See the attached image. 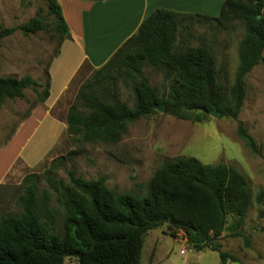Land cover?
<instances>
[{
    "label": "trees",
    "instance_id": "obj_1",
    "mask_svg": "<svg viewBox=\"0 0 264 264\" xmlns=\"http://www.w3.org/2000/svg\"><path fill=\"white\" fill-rule=\"evenodd\" d=\"M48 5L47 13L55 17L56 31L64 35L53 59L69 30L58 1L49 0ZM184 16L209 28L234 20L244 22L238 70L229 92L220 81L216 58L208 44L177 46ZM47 27L39 12L19 26L0 27V47L2 39L17 30L27 35L46 31ZM263 50L264 0H223L216 17L157 9L79 88L65 116L67 136L71 140L118 142L128 123L156 113L154 106L159 104L164 113L183 119L201 121L216 107L220 117L237 120L245 98L244 79L253 67L264 62ZM50 62L43 83L30 75L0 76V105L7 99L23 98L29 87L36 93L30 109L44 102L49 96ZM145 64L165 71L170 80L165 95L159 96L151 86L143 72ZM121 78L131 79V107L119 99ZM236 132L247 148L261 153L240 121ZM74 153L69 150L50 160L43 174L24 176L19 184L22 210L0 219V264H61L70 256L79 264H141L144 235L163 224L172 233L181 230L197 250L210 247L218 251L221 264L237 261L221 251L218 243L228 215L236 216L240 224L250 203L247 180L235 167L224 162L203 163L192 156H173L161 163L143 193L136 195L116 192L105 185L103 178L86 180L74 168H67L66 161ZM59 170L65 171L67 182L57 176ZM41 179L47 188L40 187ZM51 191L57 194L65 212L60 232L49 204Z\"/></svg>",
    "mask_w": 264,
    "mask_h": 264
},
{
    "label": "rangeland",
    "instance_id": "obj_2",
    "mask_svg": "<svg viewBox=\"0 0 264 264\" xmlns=\"http://www.w3.org/2000/svg\"><path fill=\"white\" fill-rule=\"evenodd\" d=\"M48 1L0 0V27L19 26L37 12L48 23L46 31L24 35L17 30L2 39L0 76L30 75L41 83L45 82L47 65L64 36L55 29V17L47 13ZM183 18V26L176 39L177 46L184 48L187 45L208 44L216 58L220 81L229 92L238 70V46L244 35V22L234 20L226 26L209 28L190 17ZM187 23H190L189 28L185 27ZM143 72L159 96L167 93L170 80L163 69L145 64ZM244 85L245 98L237 120L220 117L219 114H206L201 121H196L156 109V113L128 123L118 142L71 140L66 133L59 144L53 145V141L60 138L62 129L42 123L25 145L22 156L28 160L29 172L43 174L50 160L74 150L73 158L66 161L67 168H74L86 180L103 178L105 185L116 192L136 195L143 193L161 163L173 156H192L203 163L224 162L231 165L245 176L250 203L240 224H237L236 216L228 215L227 224L218 239L220 250L237 259L236 262L228 260L226 264H264V62L257 64L246 75ZM118 87L119 99L131 107L134 102L131 79L121 78ZM39 89L42 90V87ZM35 100L36 93L29 87L24 90L23 98L7 99L0 105V144L31 110ZM237 121L242 122L255 138L260 154L252 152L239 138ZM49 151L50 155L46 157ZM10 156L11 153L4 155L0 167L6 164ZM23 171L12 170L14 177L9 179L12 183L0 184V219L3 215L22 210L19 184L25 176ZM57 176L67 182L64 170H59ZM39 185L47 188L43 179ZM49 204L56 216L57 231L60 232L65 212L57 194L52 191ZM61 264L79 263L70 256L65 257ZM141 264H221V259L218 251L210 247L197 250L188 244L181 230L172 233L168 225L163 224L144 235Z\"/></svg>",
    "mask_w": 264,
    "mask_h": 264
},
{
    "label": "crops",
    "instance_id": "obj_3",
    "mask_svg": "<svg viewBox=\"0 0 264 264\" xmlns=\"http://www.w3.org/2000/svg\"><path fill=\"white\" fill-rule=\"evenodd\" d=\"M68 26L69 36L61 42L49 65V96L17 122L5 142L0 144V184L12 183L16 169L31 173L22 151L42 123L61 128L59 144L66 134L65 116L82 83L133 34L141 22L157 9L181 15H219L223 0H57ZM15 142L16 147L11 150ZM50 155V151L46 157Z\"/></svg>",
    "mask_w": 264,
    "mask_h": 264
},
{
    "label": "water",
    "instance_id": "obj_4",
    "mask_svg": "<svg viewBox=\"0 0 264 264\" xmlns=\"http://www.w3.org/2000/svg\"><path fill=\"white\" fill-rule=\"evenodd\" d=\"M155 109L163 112V105L159 104V105H155L154 106ZM208 114L212 115V116H217L218 115V111L216 109V107H213L210 111H208Z\"/></svg>",
    "mask_w": 264,
    "mask_h": 264
}]
</instances>
